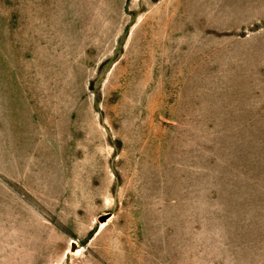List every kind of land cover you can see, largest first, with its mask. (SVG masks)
<instances>
[{
    "label": "rangeland",
    "instance_id": "1",
    "mask_svg": "<svg viewBox=\"0 0 264 264\" xmlns=\"http://www.w3.org/2000/svg\"><path fill=\"white\" fill-rule=\"evenodd\" d=\"M0 264H264V0H0Z\"/></svg>",
    "mask_w": 264,
    "mask_h": 264
}]
</instances>
